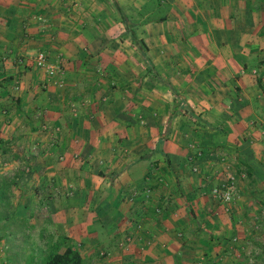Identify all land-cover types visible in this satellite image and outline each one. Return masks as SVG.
Segmentation results:
<instances>
[{"label": "crops", "instance_id": "1", "mask_svg": "<svg viewBox=\"0 0 264 264\" xmlns=\"http://www.w3.org/2000/svg\"><path fill=\"white\" fill-rule=\"evenodd\" d=\"M3 179L0 264H264V0H0Z\"/></svg>", "mask_w": 264, "mask_h": 264}, {"label": "built area", "instance_id": "2", "mask_svg": "<svg viewBox=\"0 0 264 264\" xmlns=\"http://www.w3.org/2000/svg\"><path fill=\"white\" fill-rule=\"evenodd\" d=\"M31 61L35 66L42 68L45 71L47 77L46 80H49L52 75L60 70L58 65L49 61L48 56L44 51H38L31 57ZM235 194L236 184L232 175H229L227 179L211 188L212 197L216 199L217 202L221 203L225 207V210L231 208Z\"/></svg>", "mask_w": 264, "mask_h": 264}, {"label": "trees", "instance_id": "3", "mask_svg": "<svg viewBox=\"0 0 264 264\" xmlns=\"http://www.w3.org/2000/svg\"><path fill=\"white\" fill-rule=\"evenodd\" d=\"M9 184L7 179L1 181L3 191L0 192V202L3 207L8 206L4 191ZM6 211L0 210V220L6 217ZM1 233V230H0ZM41 264H84L79 251L71 244H67L62 252L48 251L41 259Z\"/></svg>", "mask_w": 264, "mask_h": 264}, {"label": "rangeland", "instance_id": "4", "mask_svg": "<svg viewBox=\"0 0 264 264\" xmlns=\"http://www.w3.org/2000/svg\"><path fill=\"white\" fill-rule=\"evenodd\" d=\"M255 262V261H254Z\"/></svg>", "mask_w": 264, "mask_h": 264}]
</instances>
